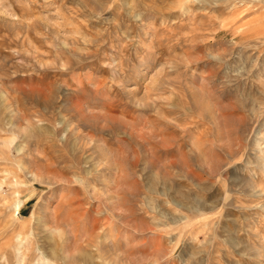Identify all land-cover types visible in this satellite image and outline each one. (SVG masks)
<instances>
[{
    "label": "rangeland",
    "instance_id": "1",
    "mask_svg": "<svg viewBox=\"0 0 264 264\" xmlns=\"http://www.w3.org/2000/svg\"><path fill=\"white\" fill-rule=\"evenodd\" d=\"M0 12V264H264V0Z\"/></svg>",
    "mask_w": 264,
    "mask_h": 264
},
{
    "label": "bare ground",
    "instance_id": "2",
    "mask_svg": "<svg viewBox=\"0 0 264 264\" xmlns=\"http://www.w3.org/2000/svg\"><path fill=\"white\" fill-rule=\"evenodd\" d=\"M8 1V0H7ZM7 9V8H6ZM3 11V10H2ZM1 13H3V12H0V17H2V15H1ZM23 17V16H22ZM2 19V18H1ZM53 26V25H52ZM204 97V96H203ZM212 111V110H211ZM210 111V112H211ZM254 111V110H253ZM212 114V113H211ZM211 117V116H210ZM212 121V120H211ZM197 123V122H196ZM177 125V124H176ZM192 125V124H191ZM193 125H195V124H193ZM212 129V128H211ZM189 131V130H188ZM190 132V131H189ZM187 133V132H186ZM199 134H200V132H198ZM198 137V136H197ZM203 137V136H202ZM201 139V138H200ZM186 140V139H185ZM198 140H199V138H198ZM195 141V140H194ZM200 144V143H199ZM198 144V145H199ZM197 144H195V146H198ZM201 145V144H200ZM193 148V147H192ZM195 148V147H194ZM198 148V147H197ZM174 163V162H173ZM261 169H262V171L264 172V163H261ZM261 171V172H262ZM214 203V202H213ZM219 205V204H218ZM20 205H18V206H16L17 207V209H18V207H19ZM221 206V205H220ZM224 207V206H223ZM264 207V206H263ZM262 207V208H263ZM213 208L215 209V207H209V206H204L203 205V211L204 212H207V213H209L208 211L209 210H213ZM203 211H201V213L200 214H203L204 215V213H203ZM215 211H217V209L215 210ZM211 213V212H210ZM219 213V212H218ZM217 213V214H218ZM213 214H214V212H213ZM216 214V213H215ZM220 216H221V214H219ZM202 218V220H201V222H202V225H203V227H206V228H208V226L210 225V220H212V218L210 217V216H208V215H204V217H201ZM217 218V217H216ZM220 218V217H219ZM219 218H218V220H219ZM221 219V218H220ZM174 220V219H173ZM215 221H217V220H215ZM221 221V220H220ZM218 222H216V224H217ZM215 224V223H214ZM215 226V225H214ZM221 227V226H220ZM205 228V229H206ZM212 229V228H211ZM263 247V246H262ZM210 261V260H209ZM207 262H208V260H207ZM211 262V261H210ZM209 262V263H210ZM212 263V262H211Z\"/></svg>",
    "mask_w": 264,
    "mask_h": 264
}]
</instances>
